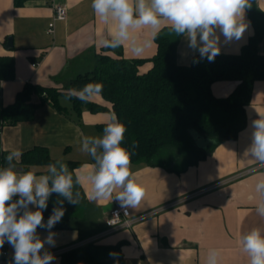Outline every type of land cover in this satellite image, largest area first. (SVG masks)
<instances>
[{"label": "crops", "instance_id": "1", "mask_svg": "<svg viewBox=\"0 0 264 264\" xmlns=\"http://www.w3.org/2000/svg\"><path fill=\"white\" fill-rule=\"evenodd\" d=\"M53 3L67 5L68 16L57 21L55 34L51 35L47 27L53 15ZM257 5L264 11V0H257ZM244 19L249 27L243 37L230 44L222 42L221 52L239 53L253 34L247 10ZM163 28L166 27L161 30ZM110 30L95 17L91 0H21L19 4L16 0H0V55H11L15 59V78L0 83V107L13 103L16 93L26 82L61 88L76 75L93 70L98 54L105 52L101 41L109 38ZM132 35L138 42L152 39L148 29L136 30ZM9 37H12V46H7ZM259 49L264 52V39ZM107 52L114 55L120 52L126 58H151L157 52V42L154 39L139 54L132 50L130 42L116 49L109 48ZM197 53L180 37L179 63L189 64ZM151 65L147 62L141 70ZM236 84L233 80L216 81L212 85L213 94L227 96ZM89 99L110 107L99 95ZM34 100L38 101V97L34 96ZM60 103L63 110L45 103L35 111L33 119L5 125L1 131L3 150L18 149L23 153L35 146L46 147L52 163L63 161L74 180L76 176L82 177L81 183L74 184V192L80 193L79 204L64 201L65 214L51 229L55 233V246L45 245L56 257L52 264H63L64 250L105 231L109 210L121 206L115 199L94 201L90 198L92 186L84 177L92 171L94 161L81 151V138L102 135L101 126L106 125L112 111L92 112L84 108L78 115L67 96H61ZM259 114L264 115V80L254 84L251 101L246 106L247 122L237 138L221 142L197 164L178 172L167 164L131 161V171L146 189L141 204L130 208L132 213L172 202L259 163L246 153L251 143V121L259 118ZM47 165L34 164L30 168L38 175L45 174ZM261 178H264V169L189 198L136 223L132 229L113 231L97 242L116 244L123 241L124 264H206L208 252L213 248L220 252L218 264H248L239 238L254 227L264 229V218L255 211V184ZM54 195L56 201L61 199ZM37 232L41 239L48 235L43 228H38ZM7 249L6 258L12 260L14 250L9 244Z\"/></svg>", "mask_w": 264, "mask_h": 264}, {"label": "trees", "instance_id": "2", "mask_svg": "<svg viewBox=\"0 0 264 264\" xmlns=\"http://www.w3.org/2000/svg\"><path fill=\"white\" fill-rule=\"evenodd\" d=\"M16 2L19 4L21 0ZM251 3L252 7L246 10L253 34L239 53L221 52L214 62L202 59L194 63V59H199L197 53L189 64L179 63L180 37L163 28L155 37L157 52L151 58H126L120 52L116 55L107 52L109 48L105 47V52L98 54L93 70L76 75L61 88L26 82L13 103L0 107V166H5L9 153L1 147L5 125L33 119L35 111L45 103L63 110L60 97L66 96L68 89L79 91L88 83L103 85L97 95L110 107L73 96L69 98L73 109L78 115L84 108L115 112L127 128L123 146L132 153L131 161L167 164L178 172L197 164L221 142L237 138L247 122L246 106L251 101L254 84L264 80V52L259 49L264 39V11L257 0ZM147 62H151V67L142 71ZM13 78L14 57L0 55V82ZM219 80H233L237 84L227 96L217 97L212 85ZM52 162L46 147L35 146L23 152L16 163L19 168L30 170V165ZM54 206L52 194L43 212L45 222ZM122 244L123 241L89 242L62 253L61 260L63 264H124Z\"/></svg>", "mask_w": 264, "mask_h": 264}, {"label": "clouds", "instance_id": "3", "mask_svg": "<svg viewBox=\"0 0 264 264\" xmlns=\"http://www.w3.org/2000/svg\"><path fill=\"white\" fill-rule=\"evenodd\" d=\"M251 7V0H91L95 17L111 29L109 38L101 41L104 47L116 49L130 42L132 50L139 54L166 27L170 34L183 37L192 52L199 53L194 63L202 59L214 62L222 42L239 41L249 27L244 16ZM142 29L150 31L151 40L138 42L133 37L136 30ZM102 89L100 83H88L79 91L68 89L66 96L86 101ZM250 127L251 143L246 153L264 166V115L259 114ZM126 131L113 112L102 135L81 138V151L94 161L92 171L84 177L92 186L90 198L115 199L125 210L137 208L146 195V189L131 171L132 153L123 146ZM21 156L20 150H12L5 156V166H0V249L5 242L13 248L14 264H52L56 257L45 245L55 246L51 229L65 214L64 201L79 204L80 193L74 192V184L81 183L82 177L74 180L67 164L60 160L48 164L45 174L38 175L34 168L25 171L17 167ZM255 193V211L264 218V178L256 182ZM52 194L61 199L45 222L43 212ZM38 228L46 229L47 237L41 239ZM239 246L248 264H264V229L254 227L241 234ZM219 256L218 249H210L206 264H218Z\"/></svg>", "mask_w": 264, "mask_h": 264}, {"label": "built area", "instance_id": "4", "mask_svg": "<svg viewBox=\"0 0 264 264\" xmlns=\"http://www.w3.org/2000/svg\"><path fill=\"white\" fill-rule=\"evenodd\" d=\"M53 9H54L53 15H52V18L49 21L48 27H47V32L51 35L55 34V27H56L57 21L65 20L68 16V8H67V5H65V4L53 3ZM34 63L36 64L37 62H34ZM262 169H264V166H261L259 163H257V164L252 165L251 167H249L247 169L239 171L235 175L228 177L227 179H225L223 181H220L219 183L208 185V186L203 187L201 189L192 191L190 193H187L185 195H182V196L176 198L172 202L165 203L163 205H160L158 207H155L153 209L147 210V211L142 212V213L133 214L132 211L130 210V208L125 210L121 206H114L109 210V212L105 218V225H106L105 231H103L102 233H100L98 235L90 237L89 239L83 241V243H81L80 245L87 244L89 242H96L97 240H99L103 236H105V235H107L113 231H116L118 229H123V228L132 229V227L136 223H138V222H140V221H142V220H144L150 216L156 215V214H158V213H160V212H162V211H164V210H166L172 206H175L178 203H181V202H183L189 198H192L198 194H202V193H205L207 191L213 190L217 186H220L226 182L238 179L240 177L246 176L248 174L254 173V172L262 170ZM126 212H127V214H126ZM7 246H8V243L5 242L3 248L0 251V264H14L13 260L6 258V256L8 255ZM68 250H70V249L64 250V252H66Z\"/></svg>", "mask_w": 264, "mask_h": 264}, {"label": "water", "instance_id": "5", "mask_svg": "<svg viewBox=\"0 0 264 264\" xmlns=\"http://www.w3.org/2000/svg\"><path fill=\"white\" fill-rule=\"evenodd\" d=\"M12 45H13L12 37H9L7 46H12Z\"/></svg>", "mask_w": 264, "mask_h": 264}, {"label": "rangeland", "instance_id": "6", "mask_svg": "<svg viewBox=\"0 0 264 264\" xmlns=\"http://www.w3.org/2000/svg\"><path fill=\"white\" fill-rule=\"evenodd\" d=\"M93 100V99H92ZM109 113H111V112H109Z\"/></svg>", "mask_w": 264, "mask_h": 264}]
</instances>
